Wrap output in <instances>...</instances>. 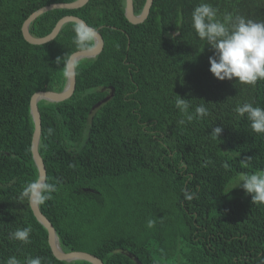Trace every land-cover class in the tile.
I'll list each match as a JSON object with an SVG mask.
<instances>
[{"label":"trees","instance_id":"16d2710c","mask_svg":"<svg viewBox=\"0 0 264 264\" xmlns=\"http://www.w3.org/2000/svg\"><path fill=\"white\" fill-rule=\"evenodd\" d=\"M75 1L0 0V261L14 255L91 264L58 260L47 230L20 199L39 179L32 97L62 92L69 59L88 50L74 43L77 23L44 45L27 42L22 28L37 10ZM201 2L264 21V0H154L141 24L126 18V0H90L30 25V34L43 38L74 16L104 41L99 56L75 64L71 98L38 103L45 183L57 187L39 207L65 253H88L103 264H264V205L233 189L237 174L264 170V135L235 112L245 102L264 108V81L250 86L213 77V51L191 26ZM133 3L139 15L146 0ZM177 96L190 101V112L205 103L209 115L180 124ZM216 127L223 128L218 139L210 135ZM28 225L30 244L11 239Z\"/></svg>","mask_w":264,"mask_h":264},{"label":"clouds","instance_id":"9594fccd","mask_svg":"<svg viewBox=\"0 0 264 264\" xmlns=\"http://www.w3.org/2000/svg\"><path fill=\"white\" fill-rule=\"evenodd\" d=\"M192 28L199 40L204 41L213 51L209 57V71L219 81H233L242 85L254 86L258 81H264V21H255L242 15L232 13L221 14L219 9L210 3H199L191 13ZM74 43L80 50L94 47L96 30L85 23L73 27ZM59 60V58L57 59ZM175 107L184 117L180 124L190 123L209 115L205 103L195 107L190 112V101L179 96ZM239 117H245L250 122L251 130L264 135V108L255 106L252 102L239 104L235 108ZM223 131L216 127L211 136L218 139ZM251 157L244 161L245 167ZM227 167V165H225ZM235 186L242 187L251 196L253 204L264 205V170H257L251 174L241 172L234 178ZM232 189V190H233ZM57 191L55 184L43 183L39 179L29 182L21 191L20 199H27L29 204H44ZM186 199H192L193 194L184 193ZM153 226V221H148ZM31 225L17 228L10 233L11 239L22 245L31 243ZM0 264H43L42 257L27 256L23 260L10 256Z\"/></svg>","mask_w":264,"mask_h":264},{"label":"water","instance_id":"95a60500","mask_svg":"<svg viewBox=\"0 0 264 264\" xmlns=\"http://www.w3.org/2000/svg\"><path fill=\"white\" fill-rule=\"evenodd\" d=\"M90 0H77L70 4H52L46 7H43L36 12H34L24 23L22 31L24 38L27 42L32 45H44L51 41H53L62 30L63 26L67 23H85L82 19L74 16H68L63 18L56 25L54 30L46 37L36 38L32 36L29 32L30 25L43 14L50 12L56 9H69L75 10L80 9L88 4ZM154 0H146L145 6L142 12L139 15L134 14V3L133 0H126V10L125 16L132 24H141L143 23L149 16L151 7L153 5ZM88 25V24H87ZM89 26V25H88ZM96 30V29H95ZM104 49V41L99 31L96 30L95 44L94 47L88 50L80 51L71 56L67 64V84L64 90L60 93L55 92H39L36 93L31 100V115L33 118V122L35 124V131L33 134L32 141V154L35 164L38 168L39 172V180L43 183L46 182L47 172L44 165V162L39 154V144L41 139L42 125H41V116L38 109V103L40 101H47L50 103H60L64 102L67 99L71 98L75 88H76V74H75V64L85 59H94L99 56ZM114 90L111 92V96H113ZM110 97L106 98L104 102L108 101ZM100 106V104L98 105ZM31 210L38 220V222L47 230L48 232V240L49 244L52 248V251L55 257L67 263H72L76 261H86L91 264H103V262L88 253L84 252H71L65 253L59 243V239L56 233V230L52 223L42 214L39 204H30Z\"/></svg>","mask_w":264,"mask_h":264}]
</instances>
